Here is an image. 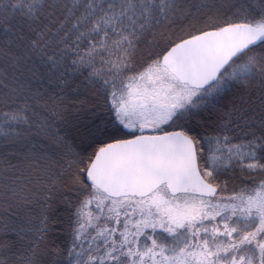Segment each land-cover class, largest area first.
I'll use <instances>...</instances> for the list:
<instances>
[{
  "label": "snow or ice",
  "instance_id": "6c2138e0",
  "mask_svg": "<svg viewBox=\"0 0 264 264\" xmlns=\"http://www.w3.org/2000/svg\"><path fill=\"white\" fill-rule=\"evenodd\" d=\"M0 264H264V0H0Z\"/></svg>",
  "mask_w": 264,
  "mask_h": 264
}]
</instances>
